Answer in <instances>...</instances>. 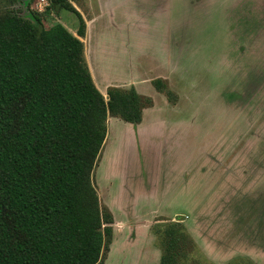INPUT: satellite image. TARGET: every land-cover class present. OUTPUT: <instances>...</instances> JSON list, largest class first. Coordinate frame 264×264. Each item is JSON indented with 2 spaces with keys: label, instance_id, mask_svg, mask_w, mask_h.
<instances>
[{
  "label": "rangeland",
  "instance_id": "374dc122",
  "mask_svg": "<svg viewBox=\"0 0 264 264\" xmlns=\"http://www.w3.org/2000/svg\"><path fill=\"white\" fill-rule=\"evenodd\" d=\"M69 1L77 11L85 12V19L88 20V11L91 17L95 15L93 3L97 0ZM99 1L103 14L86 23L88 36L84 38L86 58L98 87L106 91V83L101 84L95 73L94 45L100 31L112 29L111 21L106 19L105 4L112 6L114 22L123 20L122 25L127 26L130 18L137 33L141 34L143 27L162 30L161 41H166L164 45L169 50V71L173 70L167 75L177 97L175 103L165 97L160 104L165 105L167 111L162 125L165 133L161 131L153 139L146 137L148 146L158 137L155 153L151 147H145L144 127L139 130L140 136L133 129L128 130L130 148L123 146L121 151L120 145L111 150L113 139L112 133L109 134L93 173L101 206L110 210L114 205L121 212L129 209L126 216L121 213L117 216L123 227L127 225V218L134 215L141 216L138 220L143 224H153L166 218L158 217L155 212L132 211L136 202L132 195L152 193L150 198H141L144 202L141 207L146 211L162 201L164 206L168 195L160 196L158 186L160 188L162 182L168 188L167 184L172 181V188L167 190L175 193L173 208L177 204L195 203L190 211L186 207L180 213L197 248L192 258L204 264H264V0ZM83 2L88 5V11ZM46 6V0H32L28 6L19 0H0V12H15L23 17L30 12L41 14ZM157 13L162 20L156 17ZM43 23L46 27L59 23L74 35L79 25L78 18L65 10L49 14ZM126 37H122L123 42H127L126 48L144 52L152 48L148 38L133 34L130 29ZM229 42L223 51L225 43ZM121 64L117 68L122 71ZM110 83L122 84L117 79H111ZM172 116L178 122L176 125L198 127L196 136L190 137L191 132L186 136L181 127L172 126ZM172 131L177 133L174 141L182 135L187 138L184 143L191 138L190 146L187 144L178 150L180 158H186L180 166H176L175 155L165 156L171 154ZM153 155H162L163 160L154 157L150 166L148 161ZM181 166L192 173L186 189L182 188V179L175 175L183 172ZM202 166L206 168L200 173L199 188L196 173ZM115 233L103 264H128L117 257L122 254L119 245L125 237L120 239ZM145 235L146 258L143 261L140 257L134 263L159 264L160 246L147 228ZM139 249L143 254L141 246H136L135 252Z\"/></svg>",
  "mask_w": 264,
  "mask_h": 264
},
{
  "label": "trees",
  "instance_id": "16d2710c",
  "mask_svg": "<svg viewBox=\"0 0 264 264\" xmlns=\"http://www.w3.org/2000/svg\"><path fill=\"white\" fill-rule=\"evenodd\" d=\"M46 1L41 14L0 12V264H103L113 217L93 173L107 121L139 125L152 100L114 87L104 97L86 63L81 14L69 0ZM61 10L78 18L76 35L43 23ZM151 84L177 101L164 80ZM153 233L160 264H204L183 224Z\"/></svg>",
  "mask_w": 264,
  "mask_h": 264
},
{
  "label": "crops",
  "instance_id": "0c3cea01",
  "mask_svg": "<svg viewBox=\"0 0 264 264\" xmlns=\"http://www.w3.org/2000/svg\"><path fill=\"white\" fill-rule=\"evenodd\" d=\"M83 4L85 6H87V9L85 8V11H88V5L86 3L83 2ZM95 5V9L93 10L95 12V15L91 17L92 14H90V11L86 12L88 14V20L85 19L84 13L81 9H79V13L81 14L83 20L85 21V24L88 21H94L97 20L98 18H100L101 14H103L102 12V7L100 6V1L97 0L94 1L93 3ZM128 4V3H125ZM73 5V3H72ZM107 5L104 4V8L106 11V19L108 17V20L111 21V30H109V32L107 31H100V33L97 35V39H96V44L94 45V60H93V64L96 68V75L98 78H100L101 84L105 85V89L106 91L101 90L96 81H95V74L93 73V70L91 69V66L86 58V53H85V59H86V63L87 66L89 68V71L91 73L93 82L96 86V88L98 89V91L105 97L107 89L114 87V88H119V89H123V90H130V89H134L137 94H139L140 96L143 97H147L150 98L152 100V106L149 108H146L143 110V116H142V121L139 125H131V124H127L124 122L121 123L122 121H118L115 118H109L107 121V136L103 145L106 146V141L108 140V136L109 134L111 135L112 133V143H111V150L113 151L115 147H118V145H120V149L119 151H121L122 147L124 146V149H128L130 148V136H129V129H133V131L135 133H137L139 136L140 134L143 132V138L145 140V142H147V146H145L146 148L151 147L152 148V152H156V147H158V137L156 140L153 141V143L151 144V146H148L149 144V140L146 141V137L148 138H152L160 135V132L162 131V134L165 133V129H163L162 125H164V117H166L165 112L166 108L165 105H160L163 104L162 102L164 101L163 99L165 98V96L161 93H158L152 86L151 82L153 80L156 79H161L164 80L169 89L174 92V86L171 83V79L170 77L167 75V73L170 74L173 73V70L170 69L169 71V66H168V54H169V50L168 47L164 45V43H166V41H164V43H162V30L159 29H154L153 30H145V28L143 27V32L137 33L134 29H133V23L132 20L129 18L128 20V25L124 26L122 25V23L124 22L123 20H119V22H114L112 20V6L111 8L107 7ZM103 8V10H104ZM130 7H127V11H129ZM77 9V8H76ZM159 13L156 14V17H159V21L162 20L161 15H158ZM103 22V21H101ZM120 28H117V27ZM101 27H103V24H101ZM235 27V26H234ZM129 29L130 32L133 34H136L138 36H144L146 38H148L150 46L152 48H150L149 50H146V52L142 51V50H137V49H130V48H126L127 46V42L125 40V42H123L122 37L124 36L125 38H127L126 36L129 33ZM147 29V28H146ZM241 32V31H240ZM239 34V31H238ZM86 36H88V34L86 35L85 33V39ZM81 38L83 40H81L83 43H85V39ZM229 43H225V48L223 49V51H226V49L228 48ZM84 49L85 48V44H84ZM127 50V52H126ZM86 51V50H85ZM122 63V64H121ZM118 64H121L123 66L122 71L120 70V68L118 67ZM230 74V73H229ZM116 78L119 83L122 84H112L110 83V80H116L114 79ZM231 78V77H229ZM104 89V86H103ZM104 89V90H105ZM105 92V94H103ZM231 95V94H230ZM171 122L173 123L172 126H175V122H177L175 120V118L172 116L170 118ZM117 121V123H116ZM114 122L116 124H114ZM119 122V123H118ZM178 124V122H177ZM194 125V124H192ZM144 130L139 133L140 129ZM182 129V134H186L191 132L192 136H196L199 128L194 126H183V125H176L175 128H180ZM174 128V129H175ZM147 129V130H146ZM188 129V130H187ZM126 134V135H125ZM172 136V140L174 139V136L177 134L176 132L172 131L171 132ZM142 136V135H141ZM123 139V141H122ZM187 138L184 137V135H182L178 141H172L171 142V154L169 155H165V156H170V155H175L176 158V166L180 164L182 165L183 163H185L186 158H180V156L178 155V150L180 149L181 146H187V144H191V138L189 139V141H187L186 143L185 140ZM194 140V139H192ZM126 141V142H125ZM128 141V142H127ZM193 142V141H192ZM127 143V144H126ZM126 144V145H123ZM122 150V153L125 150ZM106 150V149H105ZM109 150V148H108ZM117 150V149H116ZM115 150V151H116ZM102 152V151H101ZM125 155H127V152L124 153ZM156 159H160L163 160V156L162 155H153L152 159H149V165H152V160L154 161L155 158ZM151 158V157H150ZM202 161L201 157H200V162ZM145 163V161H144ZM145 165L147 166V163H145ZM201 166V163H200ZM207 166V165H206ZM206 166H202V168H199L196 176H197V184L198 187L200 188V173L204 172V169L206 168ZM148 167V166H147ZM146 168V167H145ZM181 168L183 169V172L179 175H176V178H181L182 179V188H187L188 184H189V178L191 176V170H186L187 167H183L181 166ZM195 173V172H193ZM175 175H172L171 177H175ZM173 178H171L170 180H172ZM150 180V179H149ZM124 181V180H123ZM164 182V181H163ZM168 188L171 189L173 186L172 181H170L167 184ZM164 183L161 182V186L159 188L158 186V194L161 196V194L163 193V197L165 198V195H168V200L167 203L162 206V203L164 204V201H162V203H160V205H152L150 207H152L153 209L146 211L145 207H141V203L144 204L143 200L141 198H144L145 196H149V198L152 196V193H143V192H137V194H133V199L136 201L134 203V207H131L132 211L138 212V213H144V214H149L152 212L158 213V217H162V218H166V219H159L157 221H154L153 224H143L141 220H138L139 217L141 216H131L127 219V225L123 227V225H120L117 221V216L120 215L119 213L123 214L126 216L127 213H130L129 209H127L125 212H121L120 208H116L113 206V208H111L109 211L112 214L113 217V225H112V229L113 232L115 233V236L119 237L121 239L122 236H124L125 238H123L122 242L120 243L119 247L122 246V254L118 255V259H124V261H128V264H131L133 262V264L137 259H139L140 257H142L143 261L146 258L145 253L148 251V247L146 246V248H144V246L148 243V241L145 240L146 235H145V229L147 228V231L149 233H151L152 236H154L155 241H156V237L153 233V227L156 224H161L164 222H175V223H181L184 225V219H183V214H180L184 208L188 209V211L191 210L192 206L195 205V203H191L189 204L186 203L185 204H177L176 208H173L172 203L175 199V193H173V190H167L168 189ZM142 193V194H141ZM137 196V197H136ZM158 204V203H157ZM188 204V205H187ZM191 207H190V206ZM198 206V205H197ZM127 212V213H126ZM121 216V215H120ZM119 216V217H120ZM137 218V219H136ZM174 218V219H173ZM132 219V220H130ZM175 220V221H174ZM117 225H120V228H116ZM149 227V228H148ZM186 228V227H185ZM187 230V229H186ZM188 232V231H187ZM143 233V234H142ZM189 234V233H188ZM126 235V236H125ZM128 235V236H127ZM118 238V239H119ZM113 239V237H112ZM148 240V239H147ZM194 242V241H193ZM195 244V243H194ZM112 245V242H111ZM110 245V246H111ZM136 246H141L144 249V253L142 254L141 250L139 249L138 253L135 252V248ZM196 246V245H195ZM120 248H117V250H119ZM197 249V248H196ZM110 252V249H109ZM108 252V253H109ZM119 254V253H117ZM142 256H141V255ZM138 257V258H137ZM161 258V255H160ZM106 260V259H105ZM159 264H160V259H159Z\"/></svg>",
  "mask_w": 264,
  "mask_h": 264
}]
</instances>
